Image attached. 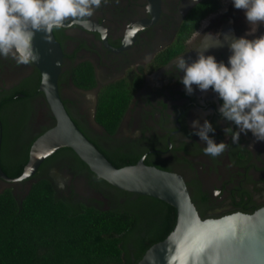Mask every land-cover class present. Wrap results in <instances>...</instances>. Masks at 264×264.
<instances>
[{
    "label": "flooded vegetation",
    "instance_id": "flooded-vegetation-1",
    "mask_svg": "<svg viewBox=\"0 0 264 264\" xmlns=\"http://www.w3.org/2000/svg\"><path fill=\"white\" fill-rule=\"evenodd\" d=\"M202 1L107 0L91 17L88 30L80 26L54 30L53 37L62 52L57 88L66 112L86 137L105 148L145 155L144 160L151 162L149 166L180 175L198 214L214 218L252 213L264 207V141L256 140L249 132L241 133L239 142L233 143L231 133L226 135L223 130L237 129L220 116L222 100L211 89L201 92L195 85L193 94L187 95L180 82L184 73L174 68L178 58L191 63L198 52L212 55L228 66V40L250 31L248 23L240 22L242 18L235 22L231 6H224L229 0H216L218 9L206 15L189 36H184L185 17ZM261 35L264 25L246 38ZM81 64H88L92 70V87L76 86L72 80V70ZM37 74L32 63L18 64L11 56L0 57V117L7 115L12 120L16 139L21 142L53 125L38 87V94L27 98L22 92L33 88ZM116 82L124 83L130 98L117 129L107 135L95 121V110L92 115V96L95 94L96 109L100 88ZM92 119L101 129L92 127ZM194 120L201 124L209 121L215 129L209 136L216 143L228 144L221 156L204 154L206 144L192 134ZM2 129L0 118V138ZM58 164L48 165L46 174L49 177L50 171L56 169L68 179L62 187L52 181L60 193L65 197L73 194V198L88 206L109 208L110 200L93 189L83 173L59 169ZM34 182L31 177L1 188L0 193L9 189L22 199ZM95 194H100L103 201L96 199Z\"/></svg>",
    "mask_w": 264,
    "mask_h": 264
},
{
    "label": "trees",
    "instance_id": "trees-1",
    "mask_svg": "<svg viewBox=\"0 0 264 264\" xmlns=\"http://www.w3.org/2000/svg\"><path fill=\"white\" fill-rule=\"evenodd\" d=\"M218 7L216 0L198 3L182 23L184 36H189ZM71 76L76 86L94 85L88 64L74 68ZM38 84L37 74L33 88L22 90L25 98L38 94ZM124 86L123 82H116L101 87L98 92L95 121L107 135L115 132L129 102L130 94ZM0 118L3 124L0 169L7 177L14 178L21 174L29 146L39 134L21 142L16 139L12 120L7 115ZM86 138L116 168L133 165L140 157L102 147L95 139ZM57 162L59 169L83 173L89 185L110 200L109 208L88 206L73 198V194L65 197L60 193L46 174V167ZM143 163L151 165L147 159ZM32 177L35 182L22 199L9 189L0 193V264H136L174 226L173 207L108 185L96 178L68 148L48 156ZM199 215L202 219L207 217L201 212Z\"/></svg>",
    "mask_w": 264,
    "mask_h": 264
},
{
    "label": "water",
    "instance_id": "water-1",
    "mask_svg": "<svg viewBox=\"0 0 264 264\" xmlns=\"http://www.w3.org/2000/svg\"><path fill=\"white\" fill-rule=\"evenodd\" d=\"M43 35L36 33L33 46L40 59L32 64L39 73L38 92L43 95L53 125L32 141L19 176L7 177L0 169V181L3 182L0 189L29 180L48 156L68 148L96 178L108 185L160 200L174 208L172 230L163 240L151 245L136 264H169V259L174 256L187 259L188 264H264V207L252 213L236 212L202 219L180 175L145 165V155L133 165L116 168L98 151L64 108L57 88L62 52L52 33L48 39ZM92 99L93 115L95 94ZM91 125L101 129L93 119ZM49 177L59 187L68 180L56 169L50 171ZM94 197L103 201L100 194Z\"/></svg>",
    "mask_w": 264,
    "mask_h": 264
},
{
    "label": "clouds",
    "instance_id": "clouds-1",
    "mask_svg": "<svg viewBox=\"0 0 264 264\" xmlns=\"http://www.w3.org/2000/svg\"><path fill=\"white\" fill-rule=\"evenodd\" d=\"M107 0H0V57H13L18 64L36 63L40 59L34 48L36 33L48 39L54 30L80 26L88 30L91 17ZM233 7L242 10L250 26L249 33L228 41L231 55L228 66L217 62L212 55L197 53L189 63L184 57L175 61L174 68L184 75L180 82L187 95L193 94V85L201 92L211 89L222 100L220 116L232 122L236 131L226 127L233 143L241 133H251L256 140L264 141V35L247 39L264 25V0H231ZM221 45V41L218 46ZM192 134L206 144L203 152L210 157L221 156L228 148L225 142L216 143L209 133L212 124L204 120L192 121ZM169 264H188L187 259L172 257Z\"/></svg>",
    "mask_w": 264,
    "mask_h": 264
},
{
    "label": "rangeland",
    "instance_id": "rangeland-1",
    "mask_svg": "<svg viewBox=\"0 0 264 264\" xmlns=\"http://www.w3.org/2000/svg\"><path fill=\"white\" fill-rule=\"evenodd\" d=\"M231 6V8L234 10L235 12V22H239V18L241 19V23H247L246 19H245V15H244V12L242 10H237L233 7L232 3H231V0H229L228 2H224V6Z\"/></svg>",
    "mask_w": 264,
    "mask_h": 264
},
{
    "label": "snow or ice",
    "instance_id": "snow-or-ice-1",
    "mask_svg": "<svg viewBox=\"0 0 264 264\" xmlns=\"http://www.w3.org/2000/svg\"><path fill=\"white\" fill-rule=\"evenodd\" d=\"M130 35H131V33H130Z\"/></svg>",
    "mask_w": 264,
    "mask_h": 264
}]
</instances>
